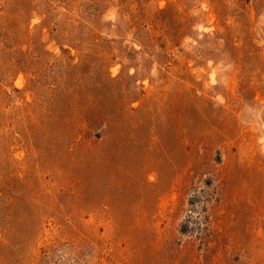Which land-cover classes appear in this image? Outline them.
I'll list each match as a JSON object with an SVG mask.
<instances>
[{
    "label": "rangeland",
    "instance_id": "1",
    "mask_svg": "<svg viewBox=\"0 0 264 264\" xmlns=\"http://www.w3.org/2000/svg\"><path fill=\"white\" fill-rule=\"evenodd\" d=\"M0 264H264V0H0Z\"/></svg>",
    "mask_w": 264,
    "mask_h": 264
}]
</instances>
